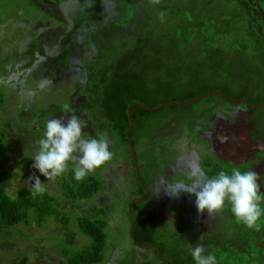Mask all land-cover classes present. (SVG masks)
Returning <instances> with one entry per match:
<instances>
[{
  "label": "trees",
  "instance_id": "trees-1",
  "mask_svg": "<svg viewBox=\"0 0 264 264\" xmlns=\"http://www.w3.org/2000/svg\"><path fill=\"white\" fill-rule=\"evenodd\" d=\"M47 1L69 3L64 21L46 11L61 28L56 37L58 49L53 53L47 51V40L38 32L44 22L36 21L33 25L38 30L27 34V49L21 60L10 67L5 61L0 63V110L12 89L19 94L29 93V86L33 92L51 89L58 77L82 75L81 85L75 88V98L80 100L76 112L89 115L95 132L91 138H97L98 134L106 136L111 144L109 150L122 151V156L130 161L133 193L127 201L128 221L131 201L144 197V188L150 192L146 200L135 202L133 253L113 264H196L192 257L195 246L187 234V224L194 219L185 221L180 216L173 228L154 221L150 206L154 175L161 174L163 166L171 163V156L177 154L170 150L185 139L199 147L203 174L214 178L221 170L229 175L233 169L255 171L261 185L258 194L264 198V150L252 162L235 164L212 155L210 141L203 137L211 126L212 115L224 104L229 109L251 110L243 101L230 102L225 98L245 99L250 106H258L250 113L254 123L252 139L264 142V0ZM27 3L29 8H42L39 0ZM213 92L221 95L190 102ZM134 102L137 104L131 108L130 129L128 109ZM159 106L162 107L152 112L145 109ZM63 107L56 110L40 107L36 113L25 109L20 116L24 117L21 119L25 129L35 136L33 132L39 131L31 129L32 123L51 111L56 112L53 116L68 117L70 108ZM199 120L203 122L200 129ZM12 127L10 124L9 128ZM6 134L5 131L0 134V183L6 180L3 171ZM130 138L143 186L137 178ZM76 163L69 161L67 171L53 178L60 181L62 202L72 207L109 190L106 181L92 173L77 181ZM170 179L185 185L192 182V175L178 172ZM43 187L42 194L21 188L12 196L0 186V234L18 236L15 229L23 226L26 230L20 239L26 240L32 236L28 229H50L53 223L66 227L74 216L79 234L89 244L74 250L64 245L63 240L61 244L56 242L61 255L55 259L28 252L13 241L17 256L12 255L4 264H107L115 245L109 243L106 211L98 210L95 217L76 216L62 210L58 196L48 191L44 183ZM231 207L226 200L224 208L216 213L221 231L202 237L204 255H214L216 264H264V199L260 201L259 230L237 222ZM0 256L4 257L1 252Z\"/></svg>",
  "mask_w": 264,
  "mask_h": 264
},
{
  "label": "rangeland",
  "instance_id": "rangeland-1",
  "mask_svg": "<svg viewBox=\"0 0 264 264\" xmlns=\"http://www.w3.org/2000/svg\"><path fill=\"white\" fill-rule=\"evenodd\" d=\"M27 1L0 0V63L5 61L9 67L17 63L18 60H21V55L27 49V34H32L38 30V28L34 29L35 26L33 25L38 20H43L44 22L38 32L47 40L45 46L47 51L53 53L57 50L58 43L56 37L60 35L61 28H59V24L55 23L46 11H51L64 21L69 9V3L67 2L62 1V3L53 4L47 0H39L42 3L41 9H32L33 7L29 8L30 5ZM27 17H29V20L26 19ZM28 23L31 24V27ZM51 24H56L57 27ZM20 71L18 70V72ZM65 77V75L58 77L56 85L51 89L40 88V90L33 92L32 86L31 88L29 86V90L31 89L29 93L24 92L19 94L12 92L14 91L13 89L10 91V97L6 101L5 107L0 110V134L4 131L7 132L6 138L3 140V144L5 145L3 171L5 172L4 176L6 180L0 183V186L14 196L15 192L21 188H31L28 180L35 173V175L40 177L42 183L46 185L47 190L58 196V205L62 210L70 213L73 212L76 216L95 217L98 210L104 209L109 221V243L111 242L115 245L107 264L119 263L124 260L126 254L133 253L131 222L128 221L126 215L127 201L133 193L130 184L131 178L129 177L131 166L126 156H122V151L111 149L110 151L113 155L109 160L110 162L108 161L106 165H103L104 167L100 172V168L91 172L102 180L104 179L109 190L100 193L94 200H84L74 207L68 202L65 204L62 202L64 199L61 194L60 181L54 179L47 180L46 177L39 173L38 169L32 167L34 163L32 156L39 151V141L44 138L47 121L52 118H62V115L53 116L52 114L56 113L54 111H51L50 114H41L44 117L37 118L38 120L31 125V129L33 131L38 130L40 134L39 132H33L36 135L32 136L29 129H25L24 122L21 119L24 117L20 116L25 109L28 112L35 110L36 113L40 110V107L56 110L58 108L63 109V106L66 105V107L70 108L67 111V116L76 114L85 122L86 127L83 129L85 138L90 139L95 136L93 124L88 121L89 115H86L82 111L76 112V109L80 107V100L78 101V98H75V88L77 85H81L82 75L78 74V76L74 75L70 78ZM32 85L35 88L36 84L32 83ZM221 108L227 109L228 106L224 104ZM236 108L239 109V107ZM29 116L32 117V115ZM28 117H26V120ZM213 117L209 120V124H211L209 130L204 134V136H210L209 140L214 149L213 154L222 155L224 150L233 154V149L230 148L231 145L229 143L231 138H234L237 143L240 142V145L243 147L244 143H248L247 140L249 138L247 136L251 126L248 125L246 131V127L242 124H231L228 120H222V117L220 119ZM64 122H67V117L64 118ZM199 122L201 123L202 121L199 120ZM10 124L14 127L9 128ZM202 125L203 122L198 126V129L202 128ZM24 131L25 134L23 133ZM223 137L227 139L222 142L221 138ZM260 145V149L264 150V142H261ZM198 149V146L191 145L188 140L183 139L172 151L170 150L171 153L175 152L177 156L172 155L171 163L163 166L161 174L154 175V189L150 201L154 221L161 226L168 225L169 228H173L180 216H183L185 221L194 219L191 224H187V234L193 240V247L197 243L200 244L202 237L206 234L221 231L217 224L219 215L214 214L209 216L207 211L200 214L196 207L195 195L180 192L177 196L173 197L166 188L178 190L183 187V185L172 182L170 177L173 174L178 172L202 173L200 165L202 163H199ZM15 158H17L16 161ZM248 160L249 158H247ZM119 205L121 206L118 207ZM72 218L71 225L66 227L53 223L50 229H38V231H33L35 227L28 229L29 233L32 232V236L26 240L20 239V237H23L22 232L26 230V227L23 226L15 229L18 236H9L5 233L0 234V252L4 255L3 258H0V264L7 263L6 260L14 255L16 246H14L13 241H16L21 249L34 254H46L55 259L60 258L61 255L56 242L61 244L63 240L65 241L64 245L74 250L86 247L89 244L88 240L79 234L76 217L73 216ZM14 256H17L16 253Z\"/></svg>",
  "mask_w": 264,
  "mask_h": 264
},
{
  "label": "clouds",
  "instance_id": "clouds-1",
  "mask_svg": "<svg viewBox=\"0 0 264 264\" xmlns=\"http://www.w3.org/2000/svg\"><path fill=\"white\" fill-rule=\"evenodd\" d=\"M153 3H159V0H153ZM85 127V122L76 114L68 116L66 123L64 118L49 119L44 138L39 141V151L32 156V167L38 169L47 180H51L67 171L69 161H76L74 175L77 181L102 167L113 155L109 150L110 142L101 134L97 138H85ZM226 139L221 138L222 142ZM28 182L33 194L45 191L40 177L35 173L29 177ZM260 188L255 171L241 172L233 169L231 175L221 170L214 178L193 172L190 184L178 190L166 189L173 197L180 192L195 195L198 212L203 214L207 211L209 216L221 211L227 200L231 203V211L237 222L259 230L257 221L262 214L260 201L264 199L258 194ZM192 257L196 264H216L215 256L204 255V247L199 243L192 249Z\"/></svg>",
  "mask_w": 264,
  "mask_h": 264
},
{
  "label": "flooded vegetation",
  "instance_id": "flooded-vegetation-1",
  "mask_svg": "<svg viewBox=\"0 0 264 264\" xmlns=\"http://www.w3.org/2000/svg\"><path fill=\"white\" fill-rule=\"evenodd\" d=\"M226 108V107H225ZM221 108L219 109L216 113H214L212 115L213 118L215 119H221L222 120H228V122H230L231 124H242L246 127V131H247V126H251L249 129V139L247 140L248 143L246 142V144L244 143V147L240 145V142H236V140L234 138H231L229 140V143L231 145V149H233V154H230L227 150L223 151L222 155L219 154H215L218 155L220 158L230 161L232 163L235 164H243V163H247V162H252L253 160H255L256 156L261 152L260 148H261V141L256 139H252L253 137V129H254V123L252 121L251 118V114L248 110H244L241 108H236V107H232L231 109L227 108ZM210 127H208V129L206 130V132L209 130ZM215 130V127H214ZM205 132V134H206ZM204 138L209 139V135L204 136ZM210 141V140H209ZM259 143V144H258ZM258 144V145H257ZM211 145V143H210ZM212 146V145H211ZM243 148V149H242ZM211 154L213 155V148H211ZM247 158H249V160L247 161ZM246 159V160H245ZM190 173V172H189ZM192 175V174H191Z\"/></svg>",
  "mask_w": 264,
  "mask_h": 264
},
{
  "label": "water",
  "instance_id": "water-1",
  "mask_svg": "<svg viewBox=\"0 0 264 264\" xmlns=\"http://www.w3.org/2000/svg\"><path fill=\"white\" fill-rule=\"evenodd\" d=\"M213 94L221 95L220 92H213V93H209V94H206V95L200 96V97H198V98H196V99H194V100H192V101H190V102L198 101V100H200V99H203V98H205V97H207V96H211V95H213ZM225 100L230 101V102H239V101H243V102H245V103L247 104V108H248V109H251V110H253V109H255V108L258 107V106H255V107L250 106V105L247 103V101H246L245 99H229V98H225ZM190 102H188V103H190ZM188 103H185V104H183V105H187ZM135 104H137V103H136V102L132 103V104L130 105L129 109H128V114H129L130 122H131V127H130V129L133 127V120H132V116H131V108H132ZM161 107H162V106H159V107H157V108H145V109H147V110H149V111L152 112V111H155V110H157V109H159V108H161ZM251 110H249L250 113H252ZM130 129H129V130H130ZM129 130H128V131H129ZM247 137L249 138V134H248ZM130 147H131L132 154H133L134 165H135V167H136L137 178H138L139 183L142 185V182H141V179H140V172H139V168H138V163H137V158H136V153H135L134 146H133V142H132L131 138H130ZM142 186H143V185H142ZM143 188H144V187H143ZM144 190H145V193H146L144 197H142V198H137V199H133L132 202H131V215H130V222H131V233H132V238H133V240H134V236H133V235H134V234H133V233H134L133 215H134V206H135V202L138 201V200H146V199L150 196V192H149L147 189H145V188H144ZM166 264H167V263H166Z\"/></svg>",
  "mask_w": 264,
  "mask_h": 264
}]
</instances>
